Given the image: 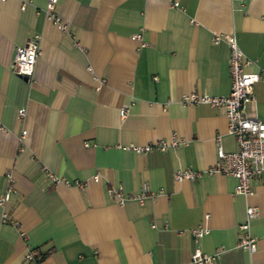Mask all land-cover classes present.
I'll return each instance as SVG.
<instances>
[{"label": "crops", "instance_id": "obj_1", "mask_svg": "<svg viewBox=\"0 0 264 264\" xmlns=\"http://www.w3.org/2000/svg\"><path fill=\"white\" fill-rule=\"evenodd\" d=\"M170 1L58 0L61 32L43 18L44 0H0V193L9 182L2 209L17 222L0 221V264H26L25 248L44 253L35 264H188L187 230L198 223L208 228L198 249H218L213 264H264V172L247 195L232 194L226 174L172 179L214 161L216 142L234 149L220 107L179 97L228 92V50L211 33L235 36L244 70L264 75V0ZM28 37L39 53L25 78L10 59ZM251 90L245 114L264 121V77ZM171 134L182 143L128 147ZM143 181L159 192L139 203L115 204L103 191L133 193ZM247 205L258 213L246 222L251 252L235 246Z\"/></svg>", "mask_w": 264, "mask_h": 264}, {"label": "built area", "instance_id": "obj_2", "mask_svg": "<svg viewBox=\"0 0 264 264\" xmlns=\"http://www.w3.org/2000/svg\"><path fill=\"white\" fill-rule=\"evenodd\" d=\"M58 0H44L41 6V14L45 20L50 21L58 31L66 32L65 22L61 19L56 11L55 4ZM169 5L176 6L174 0L169 2ZM137 37V35H134ZM211 44H215L220 40L224 42L227 47L226 68L228 78V88L225 94L222 95H210L203 92H187L181 93L179 102L182 104L192 105L195 103H205L210 106L220 107L223 117L225 118V132L232 136L234 142V149L231 151H225L221 149V146L216 142L214 147V161L206 165L201 169H191L188 167H182L175 169L172 172L173 180L180 179H194L200 175H208L220 173L222 175H228L233 178L232 194L247 195L250 193V186L248 180L251 176L258 175L264 172V121L257 119L256 117L248 116L245 114V103L252 100L251 84L259 78H263L264 75H260L255 71H246L244 67L250 63L238 49L235 43V39L230 33H211L209 36ZM37 43L34 37H28L21 45H15L10 59V70L13 74L23 76L25 78L30 76L33 62L38 55ZM74 44V43H73ZM125 108L119 107L117 114L119 117L124 115ZM15 116L18 118L22 115V108L17 107L15 110ZM23 130L19 131L18 137L23 134ZM182 141L173 134L169 135L168 139H156L141 145H130L129 149H132L135 153H144L146 151L156 149L162 151L169 146L173 147ZM85 144V143H83ZM9 179V174L6 172ZM92 180H96L97 175L92 174ZM49 180L52 182H59L65 185H72L81 187L82 182L71 180L68 181L55 175H49ZM10 184L8 182L7 188L4 192L0 193V221L10 222L16 227L14 220H10L7 217L4 209H2L4 203L8 197V190ZM105 196L109 201L115 204H122L125 200H134L141 202L145 197H151L158 193L157 191L149 190L146 183L143 181L140 183L138 191L133 193H123L120 187L117 185L108 184L103 189ZM244 220L236 225L237 236L235 246L251 252L254 249L253 237L249 236L246 232L247 220L256 216L257 210L251 205H247L243 209ZM203 214L202 218H205ZM208 228L203 224H196L189 228V233L193 244V248L188 255V264H213L214 258L217 256L218 249L213 250L210 253H203L197 247V240L200 236L207 233ZM34 250L32 248H25L22 258L26 264H35V258L33 256Z\"/></svg>", "mask_w": 264, "mask_h": 264}, {"label": "trees", "instance_id": "obj_3", "mask_svg": "<svg viewBox=\"0 0 264 264\" xmlns=\"http://www.w3.org/2000/svg\"><path fill=\"white\" fill-rule=\"evenodd\" d=\"M44 253L38 251L36 248L34 250V258H35V261L37 262L42 256H43Z\"/></svg>", "mask_w": 264, "mask_h": 264}]
</instances>
